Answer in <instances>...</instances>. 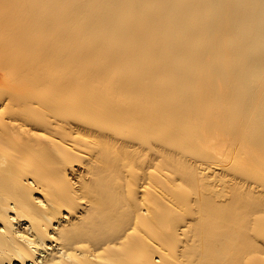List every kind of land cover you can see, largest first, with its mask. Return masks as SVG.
I'll return each instance as SVG.
<instances>
[{
	"label": "bare ground",
	"instance_id": "obj_1",
	"mask_svg": "<svg viewBox=\"0 0 264 264\" xmlns=\"http://www.w3.org/2000/svg\"><path fill=\"white\" fill-rule=\"evenodd\" d=\"M0 264H264V0H0Z\"/></svg>",
	"mask_w": 264,
	"mask_h": 264
}]
</instances>
